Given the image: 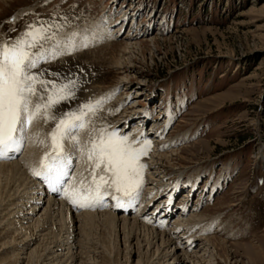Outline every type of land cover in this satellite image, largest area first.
I'll list each match as a JSON object with an SVG mask.
<instances>
[{
  "label": "rangeland",
  "instance_id": "1",
  "mask_svg": "<svg viewBox=\"0 0 264 264\" xmlns=\"http://www.w3.org/2000/svg\"><path fill=\"white\" fill-rule=\"evenodd\" d=\"M1 1L0 41L15 39L26 25L37 20L64 24L62 36L87 32L92 37L88 47L46 60L37 71L43 72L41 78L45 80L69 77L77 81L75 100L60 106L65 112L109 97L91 118L89 128L114 129L128 137L133 148L146 153L139 157L144 165L139 196L146 192L144 199L152 198L153 188L159 186L151 184L153 169L149 162L156 160L158 154L177 150V155L172 156L177 161H171L177 164H165L159 176L163 177L162 190L166 191L181 174L178 208L188 193L191 199L186 216L190 211L200 214L199 226L191 221L185 235L198 233L201 238L214 240L218 249L212 264H264V0ZM130 15L135 20L132 29L125 19L124 31L116 29L120 19ZM131 41L140 44L133 48V57L127 58L124 47ZM122 65L129 66L125 73L134 84L132 94L124 91L120 82L124 76ZM52 73L60 75L54 77ZM137 81L145 83L141 98L134 95L139 89ZM135 98L140 100L135 110L151 111L144 120L128 119L135 113L130 108ZM48 112L54 114L52 109ZM141 123L142 130L153 127L146 147L141 140H135L137 133L132 132ZM53 129L51 121L46 123L39 116L26 128L17 157L28 152L35 158L31 157L30 162L34 168L30 164L22 167L25 176L28 173L34 179L32 170L40 167L45 153L54 154L48 135ZM77 135L79 143L75 149L64 141L72 163L65 180H72V189H80L85 195L89 187H94L95 161L88 160L81 150L90 139L88 131L79 130ZM101 174H105L103 166L96 169L97 178ZM196 180L200 188L194 193V186L190 185ZM101 191L106 193L102 206L66 205L72 211L107 210L121 215L120 209H111L113 196L123 194L107 185ZM169 194L166 192V196ZM0 200V264H26L25 258L18 261L11 257L12 252L4 251L11 237L21 239L22 233L14 223L11 233L6 234L11 205L5 197ZM174 212L170 223L178 218ZM103 224L102 219L96 220L76 237L74 244L79 254L72 264H157V254L147 255L144 242L131 241ZM139 225L164 231L170 227ZM57 233V237L62 236L63 229ZM42 241L48 245L51 240L45 237ZM183 260L189 263L192 259Z\"/></svg>",
  "mask_w": 264,
  "mask_h": 264
},
{
  "label": "bare ground",
  "instance_id": "2",
  "mask_svg": "<svg viewBox=\"0 0 264 264\" xmlns=\"http://www.w3.org/2000/svg\"><path fill=\"white\" fill-rule=\"evenodd\" d=\"M0 2L2 1L0 0ZM126 17L120 19L119 22L121 24H119L120 26L118 25L116 29H122L124 31L125 24L123 25V20L125 19L126 22ZM131 19L132 18L130 17L129 20ZM129 25L132 29L133 25L131 23H129ZM145 40H151V38ZM139 44L140 43L131 41L129 45L124 47V53H128L127 58L133 57V48L137 47V45L139 46ZM118 63L119 62H117V64ZM122 68L124 76L120 79V82L122 83L124 91L127 90V93L132 94L131 91L134 88V84L132 81H130L129 77L125 73L128 71L129 66L122 65ZM137 84H139V89H137L134 95H139V98H141V91L145 83L144 81H137ZM139 98H135L133 100L134 102H132L130 105V108L135 111V113L131 115L132 117L128 116V119L130 120L133 117H143L142 119L144 120L151 112L147 109L142 111L134 109V107L139 106ZM130 120L125 121V123L130 122ZM142 127L143 123L140 124L139 128L135 127L132 132L137 133L135 140H141L144 144L143 147H146L149 142L148 138L152 133L150 129L153 127L149 128L147 131L146 129L142 130ZM122 133H124V131H122ZM25 149L27 151V148ZM18 153L19 152H10L8 157L0 158V198L5 197L6 202L11 205L9 207L7 206L10 212L8 215L9 223L6 224L7 226L5 227V232L6 234L11 233V225L17 223L18 227L16 230H19L20 233H22L21 239L16 238V235L12 236L10 245L6 244L4 247V251L12 252V258L16 260H22V258H25L26 264H72V262L77 260L79 254V251L75 249L76 244H74V240L80 233L84 234L88 229V226L95 224L96 220L102 219L104 224L107 226V229L109 228L111 231L113 230L112 232L121 233L126 238L130 239L131 241L134 240L138 244L140 242H144V252L147 255H150L151 252L157 254V264H212L211 261L213 257H215L216 251L218 249L214 240L208 237L201 238L202 236L200 237V234L198 233H193L194 235L191 234L190 236H188V233L185 235V229L188 227V223L192 221V223L194 222L196 225H198L201 220L200 214H196L195 212L192 213L193 211H190V215L188 217L186 216L188 213V208L190 207V197L185 198L183 204H180L179 208V205L175 203L176 197L178 195L176 193L180 191L182 184L181 174H178L177 178L173 180V184L170 185L168 190H162L164 182H162L163 177L159 176V170L161 167H164L165 164H177L171 163L172 160L174 162L177 161V158H172V156L177 155V150H171L169 153L158 154L156 160L149 162L150 168L153 169V171H150V174L151 172L153 174L152 177L149 174L151 178L150 180H152L151 184L154 186V183H159V186H157L156 189L151 185L149 187L154 189L152 192L154 197H147L144 199V194L148 196L146 192H144L138 197V199L132 201L131 203H128L126 197L123 198L121 201L123 204L122 207L116 206V200H114V205H111L113 209L110 208L111 206L108 207L111 210L120 209V213H122L121 215L115 214L112 211L107 212V210L106 212L101 213H91V211H72L67 206L71 203L68 202L64 194L65 190H72V180L65 183L63 189L59 193H55L51 190L48 183L41 178L33 175V179L28 175V173L25 176L26 173L22 167H27L28 164L31 165L30 162H33L31 160L33 157L31 156L32 154L30 155L28 152H25L23 155L17 157ZM68 159L70 161L69 157ZM25 171L28 172V169ZM192 187L194 189V193L199 190L200 187L197 180L190 185V188ZM169 191L170 194L166 196V192ZM163 194H165V196ZM183 196L186 195L184 194ZM110 202L108 204H111ZM138 203L140 205L136 209V204ZM93 205L102 206V201L99 200L92 202V206ZM86 207L88 206L83 208ZM173 212L178 213L177 217L181 219L179 220L177 218L178 220L176 219L170 223V218L172 217ZM139 223L148 224L154 227L157 226V228H166L167 225L170 224V227L167 231H164L150 226L147 228L139 225ZM101 228H103V226ZM61 229H63L64 233L62 236L57 237L60 235L57 232ZM174 233L177 236H174ZM43 236L44 238L46 237L51 240L50 242L47 241L49 242L48 245L41 244L43 243ZM222 242L225 243L224 241ZM32 244L35 245L30 248ZM27 250L29 251L27 252ZM21 253L25 254L21 255ZM184 257H190L192 259L191 262H184ZM192 257L196 258L197 260H193ZM44 260L47 261L44 263Z\"/></svg>",
  "mask_w": 264,
  "mask_h": 264
},
{
  "label": "snow or ice",
  "instance_id": "3",
  "mask_svg": "<svg viewBox=\"0 0 264 264\" xmlns=\"http://www.w3.org/2000/svg\"><path fill=\"white\" fill-rule=\"evenodd\" d=\"M64 19L68 21L67 16ZM63 28L64 24L55 21L37 20L26 25L25 31L15 39L9 38L10 42L0 41V158L21 150L25 130L38 116L46 123L51 121L54 129L48 135L54 154L45 153L40 167L33 169L32 174L46 181L53 192L59 193L67 183L65 177L70 175L66 170L70 164V152L66 151L64 141H69L70 148L75 149L79 143L77 132L87 130L90 139L87 147L81 150L86 152L88 160L95 161L92 169L94 187H89L85 195H81L80 189L65 190V198L74 207H90L92 202L106 195L101 189L107 185L123 194V197L113 196L116 206L122 207L124 197L128 203L139 197L144 167L139 157L146 153L143 149L133 148L128 137L114 129L89 128L91 118L97 115L109 97L89 101L76 110H61L62 104L75 100L77 81L69 77L45 80L41 78L43 72L37 69L46 60L86 48L92 42L87 32L62 36ZM52 75L58 77L60 74ZM49 109L53 110V115H49ZM101 166L103 173L109 175L101 174L97 178L96 169Z\"/></svg>",
  "mask_w": 264,
  "mask_h": 264
}]
</instances>
